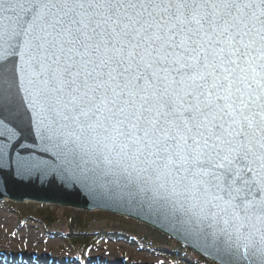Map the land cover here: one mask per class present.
I'll list each match as a JSON object with an SVG mask.
<instances>
[{
	"label": "snow or ice",
	"instance_id": "1",
	"mask_svg": "<svg viewBox=\"0 0 264 264\" xmlns=\"http://www.w3.org/2000/svg\"><path fill=\"white\" fill-rule=\"evenodd\" d=\"M18 76L49 139L74 126L203 193L264 264V0H0V117Z\"/></svg>",
	"mask_w": 264,
	"mask_h": 264
},
{
	"label": "water",
	"instance_id": "2",
	"mask_svg": "<svg viewBox=\"0 0 264 264\" xmlns=\"http://www.w3.org/2000/svg\"><path fill=\"white\" fill-rule=\"evenodd\" d=\"M26 87L18 76L14 111L0 117V203L103 212L150 228L211 264H248L242 258L243 239H237L232 224L223 223L225 213L204 204L208 197L203 193H193L185 183L167 176L157 179L151 170L143 171L146 165L141 160L109 151L104 146L109 142L97 143L74 126L49 139L44 132L48 114L33 110ZM69 148L72 154L65 156ZM21 158L45 163L39 168L21 167ZM214 212L219 213L215 218Z\"/></svg>",
	"mask_w": 264,
	"mask_h": 264
},
{
	"label": "rangeland",
	"instance_id": "3",
	"mask_svg": "<svg viewBox=\"0 0 264 264\" xmlns=\"http://www.w3.org/2000/svg\"><path fill=\"white\" fill-rule=\"evenodd\" d=\"M30 204L40 205L0 203V264H121L120 259L126 264H202L188 251L179 253L174 243L152 246L134 240L100 241L97 232L111 228L105 222L95 224L85 236L82 254L69 236L65 219L57 216L60 221L48 227H42L37 221L21 220V206Z\"/></svg>",
	"mask_w": 264,
	"mask_h": 264
},
{
	"label": "trees",
	"instance_id": "4",
	"mask_svg": "<svg viewBox=\"0 0 264 264\" xmlns=\"http://www.w3.org/2000/svg\"><path fill=\"white\" fill-rule=\"evenodd\" d=\"M20 218L21 220L37 221L42 227H48L58 223L60 220L67 221L69 236L77 248L85 244L86 235L95 224L105 222L111 224L109 230H100L96 237L99 239H108L112 241L128 242L130 238L138 242L149 243L152 246H170L173 245L166 237L156 233L155 231L146 228L145 226L132 222L130 220L115 217L102 212L85 213L80 211H73L67 209H57L51 206L40 205H24L21 206ZM57 211H61L58 214ZM59 216V219L56 217ZM177 251L181 254L187 253L186 250L176 246ZM197 261L202 264H209L200 258Z\"/></svg>",
	"mask_w": 264,
	"mask_h": 264
}]
</instances>
